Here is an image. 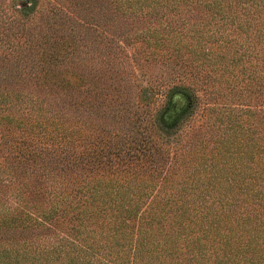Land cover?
Returning <instances> with one entry per match:
<instances>
[{
    "label": "trees",
    "instance_id": "obj_1",
    "mask_svg": "<svg viewBox=\"0 0 264 264\" xmlns=\"http://www.w3.org/2000/svg\"><path fill=\"white\" fill-rule=\"evenodd\" d=\"M0 264H264V0H0Z\"/></svg>",
    "mask_w": 264,
    "mask_h": 264
},
{
    "label": "rangeland",
    "instance_id": "obj_2",
    "mask_svg": "<svg viewBox=\"0 0 264 264\" xmlns=\"http://www.w3.org/2000/svg\"><path fill=\"white\" fill-rule=\"evenodd\" d=\"M16 2H18V4H24L26 2V0H15ZM3 4H6V1H3ZM175 92L173 95H171V99L175 104V107L178 108L180 106H182L183 102L186 100V98L179 96V92L173 91Z\"/></svg>",
    "mask_w": 264,
    "mask_h": 264
}]
</instances>
